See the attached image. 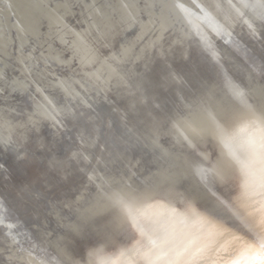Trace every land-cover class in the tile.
<instances>
[{
	"label": "bare ground",
	"instance_id": "1",
	"mask_svg": "<svg viewBox=\"0 0 264 264\" xmlns=\"http://www.w3.org/2000/svg\"><path fill=\"white\" fill-rule=\"evenodd\" d=\"M256 12L264 0H0V264H264ZM159 74L166 110L142 90ZM125 98L159 120L148 155L97 133V102Z\"/></svg>",
	"mask_w": 264,
	"mask_h": 264
},
{
	"label": "water",
	"instance_id": "2",
	"mask_svg": "<svg viewBox=\"0 0 264 264\" xmlns=\"http://www.w3.org/2000/svg\"><path fill=\"white\" fill-rule=\"evenodd\" d=\"M182 1L183 0H179V2H182ZM222 1L228 2V1H232V0H222ZM256 14H257L256 16L258 18H260V20L262 19V21L264 23V15L261 12H256ZM185 16L189 19L188 23H189V21L191 23L193 21L196 22L197 19H198V21H201V19L199 20L200 17H197L196 13H194L193 11H190V10H188L187 13H185ZM13 37H14V35H13ZM238 40H239L238 38L235 39L233 47H234V45H237V46L240 45ZM221 46H222V49H224L226 47V45L222 44V43H221ZM197 48H198V46H196V45H194V47H192V51L190 53V55H192V57H196V58L200 57L202 52H200V50H198L199 48L198 49ZM257 61L261 65L264 64V63L262 64V62L259 61L258 59H257ZM201 71H203V70L201 69ZM244 72H245V74H240V72L239 73L237 72V75H240V76H242V78L247 79L248 77L246 76V74L248 72H246V71H244ZM247 75L249 76L250 74H247ZM192 77H194V80H195L194 82H196L199 87L203 85V87L205 88V86H206L205 74H203L202 76H199V75L193 76L192 75ZM249 77H251V75ZM152 79L153 80L150 79L151 82H149L147 84V88H144L142 90L145 94V98H147L148 94H149V97L151 98V99H147L148 105L151 102L155 106H158L160 109H162L167 105V103L164 104V102L167 98H166V96H164L165 94L163 95L160 93L162 89H160L159 87H157V90L156 89L154 90V85H156L155 83H159V82H163V81H164L163 82V84H164L166 82V80H165L166 78H162L161 74H159V75H157L156 79L154 77H152ZM249 79L251 81L254 80V78H249ZM203 87H201L200 89L203 90L204 89ZM159 89H160V91H159ZM154 95H156V97H154ZM148 101H150V102H148ZM114 102L115 103L113 104L112 101H105L101 105H99V103L97 102L98 107L94 110V114L97 117V120H98L97 123L100 122L102 124V126L99 127V130H97L98 131L97 133H99L100 137L102 136L101 138L105 139L109 144L111 143L110 145L112 146V148L118 149V151H119L118 153H123V155H126L127 153L132 154V153H135V151L141 152L142 154H147V155L150 154L149 153L150 150L148 148V145H149L148 140H149V138H151L153 136V133L154 134L157 133L156 130L158 129V127H156V126L159 122L157 117L154 118L156 121L158 120L157 124L152 119H150V118L147 119V117H146L147 112L144 109L145 107L143 108L141 105H136L134 103H131L132 99L130 101H127L126 98L122 99L121 101L114 99ZM10 105L12 106V103H10ZM129 105L130 106L132 105L133 109L137 110L138 113L133 114V112L130 108V114H128V112H129L128 110L130 107ZM25 106H28V105H25ZM116 107L118 108L117 110H116ZM166 108H164V110H166ZM121 114H125L126 117L123 119L120 116ZM158 114H159V111H158ZM87 128H88V132L91 134L93 129L91 127H87ZM71 132H74V131L70 130V133ZM69 149H70V147H64V145H61L57 148V150H60L61 153L66 151V150H69ZM10 153H12V151ZM122 160L126 161L127 157L126 156L122 157ZM122 160H120L121 164H122ZM71 177L74 179L75 176L74 175L70 176L68 179L69 181H71Z\"/></svg>",
	"mask_w": 264,
	"mask_h": 264
}]
</instances>
